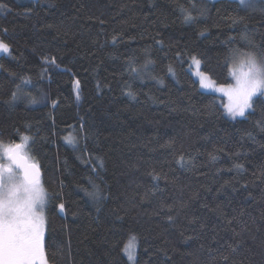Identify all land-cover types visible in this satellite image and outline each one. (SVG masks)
Segmentation results:
<instances>
[{"label":"trees","instance_id":"16d2710c","mask_svg":"<svg viewBox=\"0 0 264 264\" xmlns=\"http://www.w3.org/2000/svg\"><path fill=\"white\" fill-rule=\"evenodd\" d=\"M0 42V141L42 171L47 264H264V96L233 117L191 72L264 57V11L0 0Z\"/></svg>","mask_w":264,"mask_h":264},{"label":"snow or ice","instance_id":"6c2138e0","mask_svg":"<svg viewBox=\"0 0 264 264\" xmlns=\"http://www.w3.org/2000/svg\"><path fill=\"white\" fill-rule=\"evenodd\" d=\"M239 2L244 4L245 0ZM185 19L191 17L186 16ZM7 51L8 45L0 42V52ZM233 54L240 55L238 50H233ZM243 55L239 72H232L236 86L220 89L227 91L228 112L233 116H243L252 107L253 97L258 94L264 96V57L258 60L252 53ZM195 64L198 67L199 61L196 60ZM200 83L204 87L214 86L203 74ZM22 139L23 144L4 150L9 166H0V264H47L42 245L46 193L41 187L38 166L29 163L23 155L28 138ZM59 207L63 209L64 205ZM125 250L131 259V245Z\"/></svg>","mask_w":264,"mask_h":264},{"label":"rangeland","instance_id":"374dc122","mask_svg":"<svg viewBox=\"0 0 264 264\" xmlns=\"http://www.w3.org/2000/svg\"><path fill=\"white\" fill-rule=\"evenodd\" d=\"M211 1H213V0H211ZM237 1H239V0H237ZM242 5L244 7H246V8H248V9H250V10L264 11V0H245V3L242 4ZM9 51L10 50H9V47H8V51L7 52H0V54H2V53L8 54ZM239 53H240V55H234V54L232 55V59H231V70H232V72H233V70H236L237 73L239 72L240 61H241V59L244 58L243 54L252 53V54H254L257 57L258 60L261 59L254 52L242 51V52H239ZM196 60H198V59L194 58L191 61V72H192L193 76L197 79V81L199 82L200 88L203 91L207 92V93H212V94H215L218 97H220L223 100V102H224L225 109L228 111L229 98H228L227 91H221L220 89L223 88V89L227 90L229 88H234L236 86V77L232 75V82L230 84H225V85L218 84L214 80H212L209 75H207L206 73L202 72L199 60H198L199 61V66L197 67V65L195 64ZM201 74H203L204 76H207L210 79V81L213 83L214 86L210 87V88L209 87H204L200 83ZM247 110L245 111V113L247 112ZM233 117H239V115L233 116ZM73 140H74L73 136H70L68 138V141L70 143H72ZM28 144H29V140L27 139V144L25 145V147L23 149V155L28 158L29 162L34 163V160H33L32 156H31ZM11 146H12V144H8V143L0 141V164H6V162L8 163V160H7L6 156L4 155V150L7 149L8 147H11ZM4 159H6V160H4ZM7 166H9V164ZM18 174L22 175V173H18ZM39 179H40L41 187L43 188L44 192L46 193V198H45L46 202H45L44 207H43V215L45 217V226H44V232H43V238H42V245H43V250H44V253H45L44 240H45V234H46V208H47V203H48V197H47V191H46L45 186H44L43 177H41ZM130 245H131V254L133 256L135 254L134 253V244L130 243L128 246H130ZM127 254L129 256V252L128 251H127Z\"/></svg>","mask_w":264,"mask_h":264},{"label":"flooded vegetation","instance_id":"af4514ba","mask_svg":"<svg viewBox=\"0 0 264 264\" xmlns=\"http://www.w3.org/2000/svg\"><path fill=\"white\" fill-rule=\"evenodd\" d=\"M15 145H18L17 143L16 144H12V146H15ZM4 160H6V159H4ZM3 160V161H4ZM8 160V159H7ZM9 164V161H8V163L6 162V164H0V166H3L4 168H6V167H8L7 165Z\"/></svg>","mask_w":264,"mask_h":264},{"label":"water","instance_id":"95a60500","mask_svg":"<svg viewBox=\"0 0 264 264\" xmlns=\"http://www.w3.org/2000/svg\"><path fill=\"white\" fill-rule=\"evenodd\" d=\"M26 157V156H25ZM26 159H27V161L29 162V160H28V158L26 157ZM29 163H31V162H29ZM34 164H36V163H34ZM37 165V164H36ZM38 166V165H37ZM38 169H39V173H40V177L39 178H41L42 177V171H41V169L39 168V166H38Z\"/></svg>","mask_w":264,"mask_h":264}]
</instances>
